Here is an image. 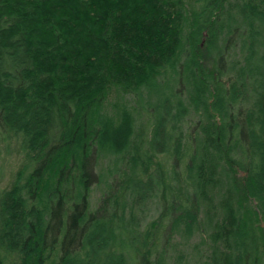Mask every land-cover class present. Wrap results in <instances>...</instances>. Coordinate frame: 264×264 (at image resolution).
Here are the masks:
<instances>
[{
    "label": "trees",
    "instance_id": "16d2710c",
    "mask_svg": "<svg viewBox=\"0 0 264 264\" xmlns=\"http://www.w3.org/2000/svg\"><path fill=\"white\" fill-rule=\"evenodd\" d=\"M13 154L0 264H264V0H0Z\"/></svg>",
    "mask_w": 264,
    "mask_h": 264
},
{
    "label": "rangeland",
    "instance_id": "374dc122",
    "mask_svg": "<svg viewBox=\"0 0 264 264\" xmlns=\"http://www.w3.org/2000/svg\"><path fill=\"white\" fill-rule=\"evenodd\" d=\"M21 162L22 158L17 154H13L3 160H0V188L9 187L17 169L21 165ZM100 191L101 189L97 187L92 195L94 196L95 194L96 196H99ZM175 243L179 244L171 250L170 253L172 257L176 256L179 252H182L186 254V259H188L189 263L206 264L208 257L205 251V245L202 244L196 233L193 236H189L186 240L185 237L179 240L178 234L175 238Z\"/></svg>",
    "mask_w": 264,
    "mask_h": 264
}]
</instances>
